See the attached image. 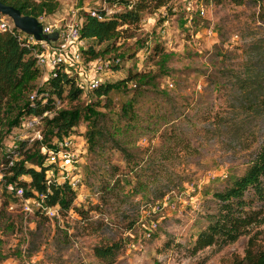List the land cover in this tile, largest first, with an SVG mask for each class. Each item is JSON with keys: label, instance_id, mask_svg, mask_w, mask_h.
Here are the masks:
<instances>
[{"label": "rangeland", "instance_id": "1", "mask_svg": "<svg viewBox=\"0 0 264 264\" xmlns=\"http://www.w3.org/2000/svg\"><path fill=\"white\" fill-rule=\"evenodd\" d=\"M120 6L57 0L37 17L64 29L87 11ZM139 16L95 45H107L103 60L119 58L101 74V82L122 79L107 96L85 89L83 67L67 63L81 92L73 101L66 90L51 97L55 109L79 107L68 132L80 150L79 183L70 206L51 216L25 213L16 198L3 206L0 194V264H107L92 246L117 237L122 245L109 264H231L264 225L263 200L248 189L261 222L233 241L190 251L215 209L212 192L244 171L264 137V0H163L158 7L150 1ZM75 48L70 43L68 51ZM38 68L30 93L45 91L50 69ZM138 73L145 77H129ZM132 98L130 118H121L120 105ZM89 108L98 113L88 119ZM21 125L19 119L2 130L0 157ZM61 173L54 168L55 177Z\"/></svg>", "mask_w": 264, "mask_h": 264}, {"label": "trees", "instance_id": "2", "mask_svg": "<svg viewBox=\"0 0 264 264\" xmlns=\"http://www.w3.org/2000/svg\"><path fill=\"white\" fill-rule=\"evenodd\" d=\"M0 1L16 7L21 14H29L35 17L41 12L53 11L57 5V0ZM150 1H153V7L163 4V0H110L114 5L120 2L121 6L111 11L101 8L94 9L100 18L90 15L89 11L85 12L79 22V36L85 39L86 45L79 49L83 60L103 56L104 52L108 50L107 45L102 48L95 47V45L116 37L121 30L118 28L120 25L137 22L140 18L139 12ZM231 1L239 4L243 0ZM21 34L22 32L14 26L12 32L0 30V127H2L0 128V135L2 130L5 131L16 125L21 116L28 113H40L45 109L52 111V113L42 117V122H44L42 127L43 140L47 141L52 136L66 135L78 119L79 107L73 105L55 109L51 95L59 97L62 91L66 90L68 99L73 101L78 98L81 88L75 85L76 77L67 75L59 64L55 67V75L47 79V84L44 87L46 94L30 99L32 80L37 75L39 68L36 64V57L32 53V46L22 44L17 37ZM87 39H90L91 43H88ZM129 77L140 80L145 75L138 73L130 74ZM147 79L148 77L145 78V80ZM121 81L122 79L113 83L100 82L89 90L96 97L107 96V93L113 87L118 86ZM42 99L44 100L42 101ZM132 100L133 98L127 99L120 105L119 116L121 118H130ZM87 111H89L86 115L88 119L90 118L89 114L96 116L98 113L93 108H89ZM94 122L95 118L92 119V125ZM37 143V140H34L31 145L21 142L23 154L12 165H6L5 156L1 154L0 194L4 193L5 198L1 202L3 206H8L9 201L16 198L13 192L7 188L8 183L12 188L20 185L25 196L31 195L32 190L45 191L44 169L50 164H43V155L39 153ZM25 159L28 163L24 161ZM22 175H28L29 179H20ZM248 189H251L255 198L263 200L264 203V137L248 160L244 171L239 175L230 176L222 189L212 192L216 201L215 209L207 214V223L196 233L190 247L191 252L211 244L233 241L240 234L246 233L250 225L261 222L260 217H258L259 209L253 208L250 205V199L245 196V191ZM73 196V190L66 183H52L50 193L48 192L46 195V202L49 204L57 203L59 209H66L70 206ZM7 197L10 200L7 201ZM258 232L263 233L260 241L255 239ZM121 245L122 241L117 237L94 244L92 252L96 257L109 264L114 261ZM231 264H264V225L253 235L248 236L243 254L235 256Z\"/></svg>", "mask_w": 264, "mask_h": 264}, {"label": "built area", "instance_id": "3", "mask_svg": "<svg viewBox=\"0 0 264 264\" xmlns=\"http://www.w3.org/2000/svg\"><path fill=\"white\" fill-rule=\"evenodd\" d=\"M90 15L100 18V15L96 13L94 9L89 11ZM38 20L39 18L36 17ZM41 31L44 33L56 31V37L53 40L35 39L32 34L22 32L17 37L21 43L26 46H32L38 50L37 53H33L36 57V64L43 65L50 69L49 77L54 76L56 71L55 67L59 64L61 69L67 74L66 65L69 62L80 64L83 69L81 77L83 78V86L85 89H91L101 82V74L104 71V67H108L113 63H117L119 58L116 57L113 60L102 59V56H96L94 58L83 60L80 48L85 47V39L79 36V23L69 24L64 29H53L50 26L44 24L41 20ZM13 23L11 19L0 12V30H7L12 32ZM20 31V30H19ZM70 43H73L76 48L72 51H68ZM35 49V50H36ZM77 79V73H73ZM41 94H46L45 91L40 93H30L29 98L39 97ZM44 99H42L43 101ZM50 110L45 109L40 113H28L20 118L21 127L24 129L21 133L12 135L10 142L4 148V156L6 159V165H12L14 161L18 160L22 156L23 148L20 146L21 142L26 145L29 142L37 140V147L40 154L43 155V164H50L49 167L44 169V184L46 186L45 191L32 190L31 195L25 196L23 194V188L20 185L13 188L8 183L7 188L13 192L17 202L21 205V209L25 213H33L35 211L43 213L47 216L55 215L59 209L57 203H47L46 195L50 193V186L52 183L61 184L66 183L73 191L77 188L79 183V177L75 174V169L79 160L80 150L75 147V142L69 134L62 135L60 137H51L49 140H43L42 134V117L49 115ZM5 167V166H4ZM38 168V167H37ZM54 168L60 169L62 173L59 177L54 176ZM2 172H0L1 178ZM159 203L153 205V209H158ZM11 207V205H9ZM155 225L154 221L149 223V227L145 232L148 235L150 228Z\"/></svg>", "mask_w": 264, "mask_h": 264}, {"label": "water", "instance_id": "4", "mask_svg": "<svg viewBox=\"0 0 264 264\" xmlns=\"http://www.w3.org/2000/svg\"><path fill=\"white\" fill-rule=\"evenodd\" d=\"M0 12L7 15L11 19L14 27L24 33L32 34L35 39L48 41L53 40L56 37L55 30L48 33L42 32L41 23L35 16L21 14L19 10L12 5L5 4L0 1Z\"/></svg>", "mask_w": 264, "mask_h": 264}]
</instances>
